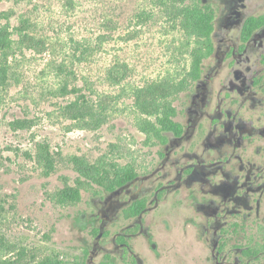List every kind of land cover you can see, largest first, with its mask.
<instances>
[{
  "label": "rangeland",
  "instance_id": "1",
  "mask_svg": "<svg viewBox=\"0 0 264 264\" xmlns=\"http://www.w3.org/2000/svg\"><path fill=\"white\" fill-rule=\"evenodd\" d=\"M19 27L42 45L24 44ZM3 30L12 47L0 51V60L8 58L0 88V260L23 250L36 263L55 254L72 260L88 240L80 217L104 191L92 183L78 205L58 204L62 189L84 180L75 160L109 179L126 167L146 171L159 143L140 130L147 117L135 93L185 78L196 40L156 0H0ZM115 69L125 73L122 82ZM185 94L173 100L179 113ZM17 120L30 128L14 131ZM41 145L56 161L49 177L38 161Z\"/></svg>",
  "mask_w": 264,
  "mask_h": 264
},
{
  "label": "flooded vegetation",
  "instance_id": "2",
  "mask_svg": "<svg viewBox=\"0 0 264 264\" xmlns=\"http://www.w3.org/2000/svg\"><path fill=\"white\" fill-rule=\"evenodd\" d=\"M212 52L146 171L90 197L61 264H264V0H202Z\"/></svg>",
  "mask_w": 264,
  "mask_h": 264
},
{
  "label": "trees",
  "instance_id": "3",
  "mask_svg": "<svg viewBox=\"0 0 264 264\" xmlns=\"http://www.w3.org/2000/svg\"><path fill=\"white\" fill-rule=\"evenodd\" d=\"M156 1L161 5L170 7L173 16L180 21V27L183 32L188 37L196 40V46L191 51L192 64L185 78L177 82L169 80L161 81L139 89L135 93V106L142 115L147 117L142 122L140 130L156 139L158 143H163L165 139L163 136L164 131L180 128V125L174 120L178 112L173 105V100L191 88L194 81L200 76L202 61L212 52L211 35L214 30L213 21L215 13L211 6L203 5L202 0ZM15 30L20 34L21 41L27 44L28 47L34 48L35 45H42L40 41L28 35L24 27H19ZM11 47V35L5 30L0 31V51L5 52V50L7 51ZM2 60H5V63ZM7 60V55L4 53L3 59L0 60V88L7 85ZM113 75L118 78V82H122L126 78L125 73L118 69L114 70ZM86 104L87 102H84V105ZM149 118H155V121L153 122ZM30 126L31 122L26 120H17L11 123L14 131L27 129ZM40 148L38 161L44 164L45 175L49 177L55 170L56 161L50 153L48 146L41 145ZM75 165L84 180L78 179L76 186H66L61 190L57 199L58 204L61 206L78 205L82 201L83 191H87L92 183L104 189H111L125 180V178H131L136 175L135 169L126 167L116 172V177L109 179L106 171L101 172L97 168L86 165L80 159L75 160ZM27 256L28 253L23 250L16 259L8 261L0 260V264H61V257L57 254L52 257H46L38 263L35 261V255H32L29 259H26Z\"/></svg>",
  "mask_w": 264,
  "mask_h": 264
}]
</instances>
